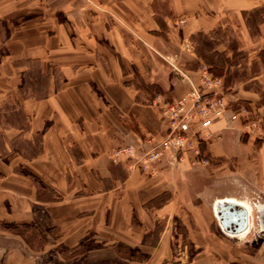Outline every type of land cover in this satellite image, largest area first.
Returning a JSON list of instances; mask_svg holds the SVG:
<instances>
[{
    "label": "crops",
    "instance_id": "obj_1",
    "mask_svg": "<svg viewBox=\"0 0 264 264\" xmlns=\"http://www.w3.org/2000/svg\"><path fill=\"white\" fill-rule=\"evenodd\" d=\"M254 11L262 19L252 37ZM220 29L238 31L241 49L264 52V0H0V264H50L85 247L93 259L125 262L137 261L121 249H144V264H161L173 256L174 236L166 225L154 244L146 239L158 217L168 224L180 211L188 264H264V236L242 241L253 199L262 202L264 231V102L256 92L229 93L222 81L228 109L205 148L231 159L247 194L208 201L200 181L193 196L176 194L179 173L164 162L148 175L110 161L114 149L165 133L156 102L197 82L192 38ZM251 79L264 92V72ZM240 106L249 114L231 120ZM253 116L259 137L246 135ZM222 202L251 207L244 232L223 231Z\"/></svg>",
    "mask_w": 264,
    "mask_h": 264
},
{
    "label": "rangeland",
    "instance_id": "obj_2",
    "mask_svg": "<svg viewBox=\"0 0 264 264\" xmlns=\"http://www.w3.org/2000/svg\"><path fill=\"white\" fill-rule=\"evenodd\" d=\"M261 19L262 16L259 11L251 12L248 15L247 21L249 33L252 37L256 36L257 24ZM237 32L238 31L234 30L220 29L214 33L200 34L193 37L192 44L194 51L197 52L198 58L201 60L197 71L206 70L212 76L220 78L221 82H224L225 90L229 93H234L239 89V87L256 92L259 97L258 104L263 103L264 92L262 90L263 84L260 82L261 79L252 80L251 78L264 72V52L256 51V49H253L252 47L241 49V43L238 39L239 36ZM249 59L254 60L249 62ZM191 66L195 67L196 64L192 63ZM37 70L38 68L33 66V72L31 73L34 74V71ZM31 81H33V79ZM43 85L44 81L39 80V84H35L34 89H42ZM224 92L225 91L223 90V93ZM14 117H16V115ZM258 133L259 131L255 135H246L259 137ZM241 138L246 139V137ZM213 139L214 133L212 140ZM205 151V149L202 150L203 154L205 153L206 158L209 160L205 165L200 163L192 164L189 155H187L183 160L178 158L173 159L170 157H164L161 160L160 163H165L163 166L164 168H169V171L174 169V171L179 173V176H176L175 178L176 186L178 185L176 187V194L191 193L193 196V193L197 192L199 181L204 182L201 193H203V196L207 198L208 201L212 200L216 196L229 195L232 193L244 195L250 192L246 189V180L242 178V180L240 179V181H237L236 177L238 176H234V169L232 168L230 158H211ZM190 184L192 185V188L185 186V190H180L182 185L184 186ZM193 187L196 188L194 189ZM166 196L167 195L163 196V198ZM164 200L165 199H163V201ZM256 201H258V199L250 201V206L252 207V227L245 238H242V241H245V243H247V241L249 243L250 241L255 242L264 236V231H261L262 221L261 223L258 222V218L261 216V213L257 211V206L259 207L262 202L258 201L257 203ZM183 217L187 219V215H184L180 211V214H176L168 224H166L165 220L158 217L154 222L153 233L151 236H148V239H146L148 243L154 244L157 241L160 232L163 228H166V225L171 231L172 236H174L172 239L173 256L170 257L168 261L165 260L161 264H188L187 259L183 258L181 255L185 239L183 236H177V234H181L184 231ZM260 219H262V217H260ZM87 248L88 247L83 248V252L81 253L64 252L61 260L58 259L50 264H144L143 262H145L149 257V253H147L144 249L131 251L121 249L120 255H127L129 259L137 262H125L119 258L96 260L93 259L94 257L92 255L90 256L86 253ZM94 248L98 247L95 246ZM148 264L159 263L150 262Z\"/></svg>",
    "mask_w": 264,
    "mask_h": 264
},
{
    "label": "built area",
    "instance_id": "obj_3",
    "mask_svg": "<svg viewBox=\"0 0 264 264\" xmlns=\"http://www.w3.org/2000/svg\"><path fill=\"white\" fill-rule=\"evenodd\" d=\"M188 81L190 89L185 95L170 101L156 102L160 106L165 133L158 138L146 137L138 146L127 144L114 149L110 154L113 164L126 161L130 168L152 175L164 157L183 160L189 155L192 164L208 163L202 150L211 143V127L227 111L228 103L220 78L206 70L198 72L196 83ZM239 114L248 115V108L240 106L231 113L230 119L237 120ZM245 129L246 134L255 135L260 129L258 118L253 116L246 120Z\"/></svg>",
    "mask_w": 264,
    "mask_h": 264
},
{
    "label": "water",
    "instance_id": "obj_4",
    "mask_svg": "<svg viewBox=\"0 0 264 264\" xmlns=\"http://www.w3.org/2000/svg\"><path fill=\"white\" fill-rule=\"evenodd\" d=\"M215 210L218 222L226 233L240 234L246 230L248 217L244 207L222 202L216 204Z\"/></svg>",
    "mask_w": 264,
    "mask_h": 264
},
{
    "label": "bare ground",
    "instance_id": "obj_5",
    "mask_svg": "<svg viewBox=\"0 0 264 264\" xmlns=\"http://www.w3.org/2000/svg\"><path fill=\"white\" fill-rule=\"evenodd\" d=\"M234 204H237V203H234ZM237 205H239V204H237ZM239 206H241V207H244L245 209H246V211L248 212V213H250V211H251V207L250 206H248V205H239ZM252 213V212H251ZM248 226H250V223H248ZM245 234V233H244ZM246 235V234H245Z\"/></svg>",
    "mask_w": 264,
    "mask_h": 264
}]
</instances>
